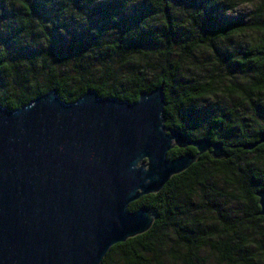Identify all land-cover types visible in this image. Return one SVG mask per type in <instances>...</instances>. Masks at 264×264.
<instances>
[{"label":"trees","instance_id":"obj_1","mask_svg":"<svg viewBox=\"0 0 264 264\" xmlns=\"http://www.w3.org/2000/svg\"><path fill=\"white\" fill-rule=\"evenodd\" d=\"M221 1L0 0L1 106L16 110L50 90L66 103L90 89L133 102L162 85L165 127L222 147L223 158L203 153L159 192L131 202L129 211L150 208L156 218L114 244L101 264H264L256 196L264 188V143L244 148L264 135V0L247 22L221 19ZM177 11H189L186 23ZM247 34L254 37L244 46L218 47ZM203 66L202 81H184L187 70ZM234 73L241 84L229 79ZM217 94L238 96L250 121L238 120L235 108L199 107ZM186 152L196 150L174 147L167 157Z\"/></svg>","mask_w":264,"mask_h":264},{"label":"water","instance_id":"obj_2","mask_svg":"<svg viewBox=\"0 0 264 264\" xmlns=\"http://www.w3.org/2000/svg\"><path fill=\"white\" fill-rule=\"evenodd\" d=\"M164 106L162 85L133 102L90 89L73 103L50 90L16 110L0 105V264H101L156 218L131 202L203 153L224 157L218 143L167 129ZM188 146L196 153L167 157ZM256 196L264 216V188Z\"/></svg>","mask_w":264,"mask_h":264},{"label":"rangeland","instance_id":"obj_3","mask_svg":"<svg viewBox=\"0 0 264 264\" xmlns=\"http://www.w3.org/2000/svg\"><path fill=\"white\" fill-rule=\"evenodd\" d=\"M97 1V0H95ZM99 1V0H98ZM261 0H222L220 3V8L219 12H222L223 16L221 19H241L243 22H247L249 19L252 18V13L254 10L257 8V5L259 4ZM81 7H83V4H81ZM81 8L79 11L74 12V18L77 19V21H81L83 19L84 15L81 13L84 11ZM187 11H177L178 18L179 20H184V23H186V20L188 18V13ZM70 15V14H69ZM76 21L77 25L72 24L71 28L73 29H78L75 28V26H79L78 22ZM254 35L252 34H247V35H238L234 36L231 38L229 42L225 43H218V47L220 49H224L226 47H237V46H244L245 44L251 42L252 38ZM216 43V44H217ZM207 53H202L198 54V59L201 61L206 57ZM204 61V60H203ZM207 66H203L199 69H196V71H190L187 70L185 72V80L186 82H190L193 80H200L202 81L205 76L208 74L206 70ZM192 69V68H191ZM193 70V69H192ZM229 79L236 84H241L242 81L244 80L242 76L237 75V74H232L231 77L229 76ZM199 107L205 108L208 111H215L219 112L221 110L225 109H231L235 108L236 109V118L238 120H245V121H250L252 112L247 108V106L244 103H240V99L238 96H233V97H225L222 94H217L215 96L208 97L207 99L200 100L198 102ZM258 120L260 122H263L264 120V115L263 119L258 117ZM230 207L233 208L234 210H237V205L230 203Z\"/></svg>","mask_w":264,"mask_h":264}]
</instances>
